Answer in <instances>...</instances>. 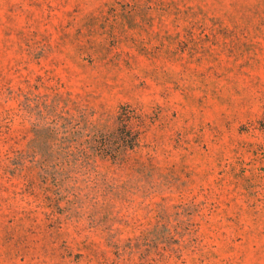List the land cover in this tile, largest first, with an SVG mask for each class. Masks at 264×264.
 Wrapping results in <instances>:
<instances>
[{"label": "rangeland", "instance_id": "obj_1", "mask_svg": "<svg viewBox=\"0 0 264 264\" xmlns=\"http://www.w3.org/2000/svg\"><path fill=\"white\" fill-rule=\"evenodd\" d=\"M0 264H264V0H0Z\"/></svg>", "mask_w": 264, "mask_h": 264}, {"label": "trees", "instance_id": "obj_2", "mask_svg": "<svg viewBox=\"0 0 264 264\" xmlns=\"http://www.w3.org/2000/svg\"><path fill=\"white\" fill-rule=\"evenodd\" d=\"M129 138L125 141V146L126 147H132L135 144V138L133 137L132 133L127 130Z\"/></svg>", "mask_w": 264, "mask_h": 264}]
</instances>
